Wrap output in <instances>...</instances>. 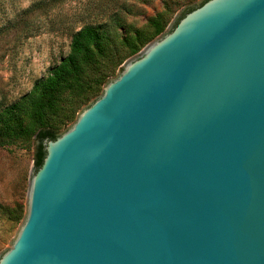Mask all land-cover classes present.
Here are the masks:
<instances>
[{
  "label": "water",
  "instance_id": "obj_1",
  "mask_svg": "<svg viewBox=\"0 0 264 264\" xmlns=\"http://www.w3.org/2000/svg\"><path fill=\"white\" fill-rule=\"evenodd\" d=\"M0 264H264V0H206L45 141Z\"/></svg>",
  "mask_w": 264,
  "mask_h": 264
},
{
  "label": "rangeland",
  "instance_id": "obj_2",
  "mask_svg": "<svg viewBox=\"0 0 264 264\" xmlns=\"http://www.w3.org/2000/svg\"><path fill=\"white\" fill-rule=\"evenodd\" d=\"M100 1L0 0V116L52 74L70 53L73 32L82 26L98 20L110 23L109 46L113 50L102 66L108 76L96 93L102 95L122 75L128 62L171 33L188 12L182 15L185 8L202 0H116L107 13H98L96 3ZM159 16L168 22L162 32L155 34L152 20ZM95 97L82 101L73 117L60 128L62 134L74 126ZM75 100L65 98L50 123H58ZM22 114L27 130L0 145V260L14 248L28 221L32 182L37 172L35 133L28 111L24 109Z\"/></svg>",
  "mask_w": 264,
  "mask_h": 264
},
{
  "label": "trees",
  "instance_id": "obj_3",
  "mask_svg": "<svg viewBox=\"0 0 264 264\" xmlns=\"http://www.w3.org/2000/svg\"><path fill=\"white\" fill-rule=\"evenodd\" d=\"M206 0H202V4ZM96 3L97 12L106 11L115 5L116 0ZM101 4V5H100ZM190 5L182 15L197 5ZM111 5V6H110ZM155 34L162 32L168 22L165 17L154 18ZM111 28L106 21H94L82 26L72 34L71 51L59 63L41 85L23 100L6 108L0 116V145L19 137L27 130L22 111L29 113V124L34 130L37 145L35 148V165L38 169L46 156L45 141L60 136V128L73 117L83 100L96 95L101 85L106 82L108 71L103 70V63L112 54L110 48ZM133 48L132 52H135ZM67 98L75 102L69 106L64 117L58 123H50L54 115L61 110L62 101ZM94 100V101H95Z\"/></svg>",
  "mask_w": 264,
  "mask_h": 264
},
{
  "label": "bare ground",
  "instance_id": "obj_4",
  "mask_svg": "<svg viewBox=\"0 0 264 264\" xmlns=\"http://www.w3.org/2000/svg\"><path fill=\"white\" fill-rule=\"evenodd\" d=\"M233 0H229V3L232 2Z\"/></svg>",
  "mask_w": 264,
  "mask_h": 264
}]
</instances>
